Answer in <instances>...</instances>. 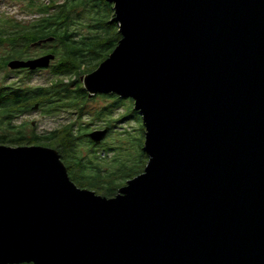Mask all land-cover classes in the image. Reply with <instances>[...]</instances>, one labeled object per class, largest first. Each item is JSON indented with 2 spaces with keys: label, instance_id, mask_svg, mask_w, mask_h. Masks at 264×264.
Returning a JSON list of instances; mask_svg holds the SVG:
<instances>
[{
  "label": "water",
  "instance_id": "95a60500",
  "mask_svg": "<svg viewBox=\"0 0 264 264\" xmlns=\"http://www.w3.org/2000/svg\"><path fill=\"white\" fill-rule=\"evenodd\" d=\"M108 2L122 39L81 82L134 101L148 165L108 199L0 145V264H264V0Z\"/></svg>",
  "mask_w": 264,
  "mask_h": 264
},
{
  "label": "trees",
  "instance_id": "16d2710c",
  "mask_svg": "<svg viewBox=\"0 0 264 264\" xmlns=\"http://www.w3.org/2000/svg\"><path fill=\"white\" fill-rule=\"evenodd\" d=\"M4 1L20 6L21 14L30 19L0 16V50L5 53L0 57V73L7 72L15 60L49 54L55 60L47 70H10L19 77L1 79L0 145L56 151L77 188L115 198L129 181L144 173L149 158L144 151L145 126L134 101L116 95L90 98L81 82L109 58L122 39L114 6L108 0ZM42 71L50 73V83L31 85ZM36 111L50 117L66 113L72 119L51 132L18 123ZM130 120L137 125L133 131L121 126ZM104 130L105 139L95 144L90 134ZM137 131L143 137L140 142L133 137Z\"/></svg>",
  "mask_w": 264,
  "mask_h": 264
},
{
  "label": "rangeland",
  "instance_id": "374dc122",
  "mask_svg": "<svg viewBox=\"0 0 264 264\" xmlns=\"http://www.w3.org/2000/svg\"><path fill=\"white\" fill-rule=\"evenodd\" d=\"M21 8L20 6H17L15 4L8 3L4 0H0V16H9L12 17L18 21L23 20H29L30 17L26 16L25 14H21ZM4 51L0 50V57L4 56ZM9 70V69H8ZM7 72L0 73V81L3 78L4 75H9V81H15L18 75H14L10 73V70ZM7 73V74H6ZM51 75L48 71H42L40 73H37L34 77L32 82H30L33 86H47L50 83ZM71 117H69L68 114H60L57 117H50L46 116L45 114L41 113L40 111H36L21 120L18 121L19 124L22 123H31L34 126H37L39 132H51L60 126L70 124ZM73 121V120H72ZM124 122V121H123ZM121 123L122 128H128L131 131H133L135 128H137V125L134 121L130 120L129 122L125 121L124 123ZM91 129H94L91 128ZM133 137L136 138L139 142L143 139L141 133L137 131L135 134H133ZM16 148V147H15Z\"/></svg>",
  "mask_w": 264,
  "mask_h": 264
}]
</instances>
